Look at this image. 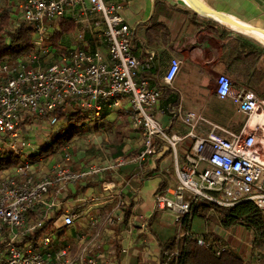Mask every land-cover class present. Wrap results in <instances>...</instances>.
Here are the masks:
<instances>
[{"label":"built area","instance_id":"2783aa9c","mask_svg":"<svg viewBox=\"0 0 264 264\" xmlns=\"http://www.w3.org/2000/svg\"><path fill=\"white\" fill-rule=\"evenodd\" d=\"M3 1L11 9L16 27H30L35 48L0 64V158L4 154L23 158L20 165L0 172V264H100V257L91 256L88 246L73 252L60 243L59 230L72 226L77 218L72 211H62L63 195L81 181L158 155L157 144L172 151L177 178L175 188L156 194V208L171 212L177 224L174 246L164 252L160 264H180L187 239L214 249L218 255L228 249L223 239L192 230L194 210L204 201L222 207L253 202L264 215V163L259 158L263 144L259 134H264V127L255 125L252 131L228 133L230 138L216 136L214 128L203 138L196 128L204 118L185 112L180 118L189 131L185 135L169 132L155 115L162 89L138 79L143 63L132 52V32L121 15V3ZM68 24L74 26L70 34L62 32ZM59 33L62 38L56 42ZM91 36L101 38L105 51L80 46ZM181 68L182 62L172 58L165 86H174ZM216 92L221 99H232L248 121L259 110L264 113V101L251 90L235 91L226 75L218 77ZM124 102L132 128L143 133L144 149L136 157L76 169L67 143L60 161L54 159L55 154L31 159L39 153L33 154L34 146L26 138L27 126L37 120L53 125L54 112L68 108L92 111L99 117L104 109H122ZM186 140L192 147L179 165L178 153ZM46 162L53 165L48 173H42ZM123 193L120 190L117 195L119 208ZM115 220L110 217L107 221L113 225Z\"/></svg>","mask_w":264,"mask_h":264},{"label":"crops","instance_id":"0c3cea01","mask_svg":"<svg viewBox=\"0 0 264 264\" xmlns=\"http://www.w3.org/2000/svg\"><path fill=\"white\" fill-rule=\"evenodd\" d=\"M109 1L124 7L121 15L131 28L132 52L143 63L138 79L162 89L155 115L169 132L185 135L189 131L180 118V113L185 112L204 118L196 128L203 138L214 128V134L224 138H230L228 133L253 130V119L248 121L232 99L219 98L216 88L218 77L226 75L233 81L235 91L251 90L264 101V0H201L205 6L255 32L219 24L211 19L212 15L194 10L190 0ZM80 46L105 51L99 36L88 37ZM172 58H178L182 68L174 86L167 87L164 78ZM126 107L124 102L122 109H104L99 117L92 111L83 112L87 117L89 152L82 156L70 146L74 168L107 165L119 157L140 154L144 149L143 133L132 128ZM191 147L190 140L181 145L179 165ZM157 150L158 155H149L141 164L128 163L67 190L62 211H72L77 218L72 226L59 230L60 243L73 252L88 246L91 256L100 257V264H160L169 242L176 237L177 224L171 212L156 208V194L175 188L177 178L172 151L163 144H157ZM62 158L61 149L54 159ZM52 165L46 162L42 173H48ZM120 190L124 193L119 208ZM110 217L116 219L113 225L108 224ZM196 217L204 225L200 224L196 231L192 223L194 232H209L239 251L244 247L242 231L235 236L236 227L225 228L217 220L200 216H194L193 222Z\"/></svg>","mask_w":264,"mask_h":264},{"label":"trees","instance_id":"16d2710c","mask_svg":"<svg viewBox=\"0 0 264 264\" xmlns=\"http://www.w3.org/2000/svg\"><path fill=\"white\" fill-rule=\"evenodd\" d=\"M74 29L72 24L64 25L62 32L70 34ZM62 38L59 33L56 42ZM33 32L29 26L16 27L12 22L11 9L7 3L0 0V64L14 60L34 51ZM73 112L61 109L54 112L56 122L52 131L38 155L32 156L37 160L42 155L58 153L64 145L76 136H81L87 130V117L82 111ZM23 162L22 156L4 154L0 158V172ZM212 212L213 214H210ZM194 216L217 220L225 228L243 227L252 234V244L248 256L242 255L235 248L229 247L218 255L212 248H206L197 241L187 239L182 249L180 264H264V215L253 202H244L234 207H222L209 201H204L194 210ZM175 239L169 242L167 250L174 246Z\"/></svg>","mask_w":264,"mask_h":264},{"label":"rangeland","instance_id":"374dc122","mask_svg":"<svg viewBox=\"0 0 264 264\" xmlns=\"http://www.w3.org/2000/svg\"><path fill=\"white\" fill-rule=\"evenodd\" d=\"M69 112H73L74 110L71 108L67 109ZM258 113H261V111H259ZM52 131V124H49L48 121H41V120H37L32 126H27L26 128V138L30 141V143L34 146V151L33 154L35 155L36 153H40L41 152V148L42 146H44L46 140H47V136L50 135ZM87 130L81 135V136H76L75 139H73L72 141H70L68 144L71 147L73 151L75 152H80L82 154V156L86 155L88 151V147H89V138L87 137ZM104 137L101 138V140ZM104 140V139H103ZM259 140L263 141V146H264V134H259ZM103 142V141H102ZM264 153V147L263 149H261V154ZM43 159H47V155L44 154L41 156ZM264 157V156H263ZM211 214H213L212 212H210ZM193 228L196 231H199V225L203 224L204 222L201 218L196 217L194 222H193ZM239 231V232H238ZM240 231H242L240 233ZM235 236L239 235L240 233V238L245 242L244 243V247L240 248V252L242 255L248 256V250L250 248L249 245L252 244V234L251 232L247 231V229L243 228V227H236L235 230ZM229 247L233 248L232 244H229L228 241L226 242ZM235 248V247H234ZM250 255V254H249Z\"/></svg>","mask_w":264,"mask_h":264},{"label":"water","instance_id":"95a60500","mask_svg":"<svg viewBox=\"0 0 264 264\" xmlns=\"http://www.w3.org/2000/svg\"><path fill=\"white\" fill-rule=\"evenodd\" d=\"M195 3L200 4L203 6V8L207 9L209 12L213 13L215 17L211 18L214 21L218 22L219 24H222L224 26H227L229 28L235 29V30H241V31H245V32H255L250 26L245 25V24H240V23H228L226 21V16L222 15L221 13H219L218 11L205 6L201 0H193ZM264 34V33H263ZM264 40V39H263Z\"/></svg>","mask_w":264,"mask_h":264},{"label":"bare ground","instance_id":"6f19581e","mask_svg":"<svg viewBox=\"0 0 264 264\" xmlns=\"http://www.w3.org/2000/svg\"><path fill=\"white\" fill-rule=\"evenodd\" d=\"M190 3H191V6L193 7L194 10H196V11H198V12L204 14V15H210V16L212 15L213 17H215L213 13H211V12H209L207 9L203 8L202 5L195 3L193 0H190ZM226 21H227L228 23H231V22H232V23H235V22H236V21L231 20L230 18H227V17H226ZM236 23H238V22H236ZM259 111H260V110H259ZM259 111H258V112H259ZM258 112H257L256 115L254 116L252 122H253L255 125H262V126L264 127V113L262 112V110H261V113H258ZM251 124H252V123H251ZM259 158H260V160L264 163V157L260 155Z\"/></svg>","mask_w":264,"mask_h":264}]
</instances>
